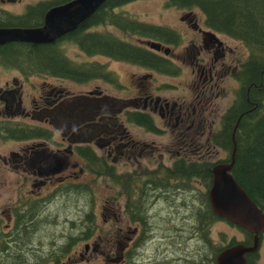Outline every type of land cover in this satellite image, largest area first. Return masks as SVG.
<instances>
[{
    "label": "flooded vegetation",
    "instance_id": "flooded-vegetation-1",
    "mask_svg": "<svg viewBox=\"0 0 264 264\" xmlns=\"http://www.w3.org/2000/svg\"><path fill=\"white\" fill-rule=\"evenodd\" d=\"M21 1L0 0V27H40L51 7L69 0L41 7L43 11L36 7L46 0L28 3L19 14L2 7ZM195 10L178 9L182 30L145 22L165 30L156 36L128 35L126 41L142 55L120 59L93 50L90 58L72 62L76 67L73 71L82 77L23 73L14 68L21 76L0 86V120L25 131L8 138L18 146L3 161L21 168L27 187L22 204L1 212L11 222L6 225L4 241L16 239L32 224L38 227L39 211L55 203L58 196L79 195L81 188L92 190L101 183L107 188L100 203L103 221L113 218L116 223L121 210L125 216V232L121 226L115 232L122 240L116 252L110 247L100 250L110 239L111 233H106L86 243L81 251L49 253L54 254L50 260L35 264H89L97 258L102 264H129L136 243L143 237V225L148 224L146 212L140 210L152 209L162 195L169 208H176L178 198L181 207L191 205V198H195L192 189L197 187L192 186L186 172L173 169L192 163L211 162L214 166L228 162L218 156L223 151L214 139L238 99L249 52L240 40L207 26L203 13L198 10V15ZM14 17L27 18V25H3L4 19ZM100 25L92 24L88 31H100ZM57 39L59 45L70 41L64 35ZM29 74L41 82H31ZM24 80L32 95L24 93ZM63 80L91 81L92 85L75 93L64 88ZM178 88L181 90L176 93ZM194 179L203 187L199 190L202 199L209 187L200 177Z\"/></svg>",
    "mask_w": 264,
    "mask_h": 264
},
{
    "label": "trees",
    "instance_id": "trees-1",
    "mask_svg": "<svg viewBox=\"0 0 264 264\" xmlns=\"http://www.w3.org/2000/svg\"><path fill=\"white\" fill-rule=\"evenodd\" d=\"M61 1L66 0L42 1L36 9L41 10L43 9L41 7ZM130 1L133 0L105 1L91 17L83 21L75 30L64 34V37L67 36V39L76 42L86 55H89L93 50L120 59L142 55L139 48L109 32L96 31L92 33L88 31L92 24L104 23L106 20H110L114 27L127 36L130 34L156 36L160 30H165L161 26L148 24L135 17L113 11L114 7ZM166 1L177 9L201 11L207 26L240 40L248 49L249 56L245 66L247 72L242 89L236 103L227 113L224 126L217 133L214 141L227 154L225 161H231V154L234 151L231 173L249 197L264 212V0ZM12 22L18 26L28 23L27 18L14 17L11 20L4 19L3 25H14ZM59 46L58 39L48 43L6 42L0 45V61L11 68L20 69L23 73L70 74L73 76L75 74L73 70L76 67L63 55ZM77 75L75 74L74 77H82ZM0 132V137L4 135L5 138H9L12 133H24L25 131L17 124L0 121ZM31 132L34 134V128L31 129ZM212 167L213 163L211 162L192 163L190 166H176L173 170L177 172L180 169L186 172L187 177L192 180V185L194 178L200 177L208 188L212 181ZM204 196L202 199L198 198L199 202L192 201L191 205L188 204L183 209L192 213L190 215V219H194L192 233L201 236L204 244L206 242L210 244L208 229L213 221L222 218L212 211L208 194ZM146 211L140 210L141 213ZM145 227L146 225H143V228ZM239 228L245 231L246 239L242 241L231 239L225 245L215 247L212 245L209 247L211 249L209 255L207 258L205 257L207 264H216V255L228 245L237 242H242L245 245L252 244L253 234ZM256 252L245 254L246 264H257Z\"/></svg>",
    "mask_w": 264,
    "mask_h": 264
},
{
    "label": "rangeland",
    "instance_id": "rangeland-1",
    "mask_svg": "<svg viewBox=\"0 0 264 264\" xmlns=\"http://www.w3.org/2000/svg\"><path fill=\"white\" fill-rule=\"evenodd\" d=\"M38 1L40 0L7 2L2 4V7L19 14L24 12L28 3ZM113 11L135 17L140 21L167 24L182 30V25L178 19L180 11L164 0H133L115 8ZM195 13L199 15L198 10H195ZM104 22V24L101 23L100 25L102 27L99 29L100 31L104 32L107 30L106 32L126 40L128 36L114 27L110 20ZM12 24L15 25L14 22ZM59 47L63 55L71 62L76 63L77 61L90 58L80 49L76 42L68 41ZM101 59L104 60L106 58L101 57ZM6 65L0 61V86L5 84V82L11 84L13 77L19 78L21 76L16 69ZM117 69L120 71V68ZM32 74H29L31 82H41V79L32 76ZM61 83L66 90L75 93L89 89L92 85L91 81L74 82L63 80ZM30 87L28 81L24 80L22 85L24 93H31L32 95ZM180 90L178 88L175 91L177 93ZM25 95L23 97L27 107L28 102L25 100V97H27ZM0 107H2L1 102ZM17 146V142L5 138L4 135L0 137V244L4 242V247H0V264H28V262L35 264L40 261L44 262L50 260L53 257L51 255L60 253L61 250H70V252H73V250L81 251L86 243H90L93 239L97 240L99 235L105 237L106 233H111L110 239L102 243L100 250L110 247L116 252V248L122 240L116 236L115 232L120 226L123 228V232L126 229L125 216L123 217L124 211H117L119 220L116 223L113 218L107 223L103 221L100 203L101 196L105 195L104 192H106L107 188L102 183L94 186L92 190L91 188L79 189L81 191L80 193L78 191L79 195L62 194L58 196L54 200L55 203H50L48 206L46 204L45 208L39 211V218L41 219L37 223H40L38 227L36 223L32 224L28 229L21 230L20 235L16 239L11 238V241H9L6 238L4 241V237L8 233L6 225L11 222L1 212L9 206L12 208L22 204L23 201L20 200L27 194V187L25 188L24 180L21 178V168H15L10 162L3 161V158L9 157L11 150L17 149ZM218 156L225 158L226 154L225 152H219ZM215 158L210 160H215ZM192 186L197 187V190L192 189L193 192H196V199L194 197L191 199L199 202V190L203 187L195 179ZM163 196L165 195H162L160 201L159 199L157 200L159 202H156L157 204L155 203L152 209L146 211L148 224L142 230L143 237L136 243L129 258V264H207L205 257L207 258L209 255L211 251L209 247L212 245L214 247L225 245L231 239L237 241L246 239L245 231L226 220L217 219L211 223L208 229L211 243L208 244L206 242L204 244L201 236L192 233V222H194V219H190L191 211L184 210L183 207L178 205L179 198L176 201V208L172 206L169 208ZM90 200L94 204H91ZM93 226L94 228H92ZM36 227L37 231L35 232ZM88 227H91V231L84 233ZM4 231L5 233H2ZM88 236H90L89 239H87ZM260 237L261 240L256 252V263L264 264V234ZM30 248H36V251H30ZM89 264H102L101 258L90 259Z\"/></svg>",
    "mask_w": 264,
    "mask_h": 264
},
{
    "label": "water",
    "instance_id": "water-1",
    "mask_svg": "<svg viewBox=\"0 0 264 264\" xmlns=\"http://www.w3.org/2000/svg\"><path fill=\"white\" fill-rule=\"evenodd\" d=\"M107 0H69L51 7L40 27H0V45L11 41L48 43L75 30ZM15 28H18L15 30ZM19 31V32H18ZM45 33L44 37L40 35ZM49 38V39H42ZM153 46L156 43L150 42ZM231 161L212 168L208 200L212 211L222 219L253 234L251 245L237 242L223 248L215 258L216 264H246L245 254L258 249L264 233V212L249 197L231 173Z\"/></svg>",
    "mask_w": 264,
    "mask_h": 264
},
{
    "label": "bare ground",
    "instance_id": "bare-ground-1",
    "mask_svg": "<svg viewBox=\"0 0 264 264\" xmlns=\"http://www.w3.org/2000/svg\"><path fill=\"white\" fill-rule=\"evenodd\" d=\"M17 29H18V28H15V30H17ZM18 32H19V31H18ZM44 34H45V33H42L40 36H41V37L46 36V35H44ZM42 39H49V38H42ZM259 243H260V242H259ZM258 247H259V245H258ZM257 250H258V249H257ZM257 250H256V251H257Z\"/></svg>",
    "mask_w": 264,
    "mask_h": 264
}]
</instances>
